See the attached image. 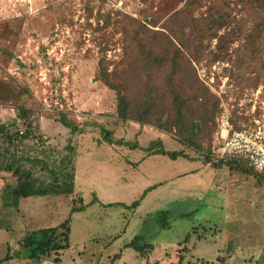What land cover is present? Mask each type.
Wrapping results in <instances>:
<instances>
[{
    "label": "rangeland",
    "instance_id": "1",
    "mask_svg": "<svg viewBox=\"0 0 264 264\" xmlns=\"http://www.w3.org/2000/svg\"><path fill=\"white\" fill-rule=\"evenodd\" d=\"M186 1L0 0V47L5 51L0 53V126L11 133L26 129L17 119L16 100L27 108L35 135L18 144L19 153L47 157L54 167L69 154L70 143L75 151V191L69 196L17 199L12 193L16 179L0 172V264H55L53 258H30L22 244L28 234L57 227L69 217L71 247L61 253V264H176L180 244L201 223L210 229L185 264H264V181L226 166L197 173L207 166L205 156L157 128L119 121L116 93L96 78L100 45L105 44L109 72L120 80L141 79L132 61L139 53L131 41L134 20L152 19L146 41L181 28L197 79L218 100L210 152L214 162L212 150L227 129L264 125V37L249 44L251 51L247 48L245 31L254 23L250 11L238 0L222 1L225 18L220 20L214 0H202L191 13L184 11ZM99 12L111 16L109 27L97 24ZM175 12V19H168ZM206 20L220 27L216 38L197 33ZM221 37H226V52L220 50ZM257 47L260 52L251 60L249 53H257ZM4 97L11 99L4 102ZM59 113L83 130L72 134L57 120ZM103 129L125 145L110 144ZM153 142H162L156 149L184 151L189 159L144 154ZM142 156L148 158L134 164ZM184 173L189 176L175 177ZM36 176L51 181L43 171ZM79 199L86 209L71 214ZM140 199L141 207L132 209ZM136 237H143L152 251L141 256L127 247Z\"/></svg>",
    "mask_w": 264,
    "mask_h": 264
},
{
    "label": "trees",
    "instance_id": "2",
    "mask_svg": "<svg viewBox=\"0 0 264 264\" xmlns=\"http://www.w3.org/2000/svg\"><path fill=\"white\" fill-rule=\"evenodd\" d=\"M201 1L187 0L183 7L184 11L187 13L194 12L199 8ZM222 1L225 2V5L227 4V0H214V10H219L215 14L220 20L225 18L222 13L224 7H220ZM238 3L248 8L250 17L254 18L252 30L245 31L247 48L250 50L254 41L264 37V0H238ZM86 11L87 16L91 17L93 13L89 6H87ZM176 15H178L177 12L170 15L168 19L172 21ZM147 17L149 18V16ZM96 21L98 25L102 22L106 28L112 24L111 16L102 15L100 12ZM134 21L137 26L133 29L131 41L136 44L139 53L132 61L134 67L141 71L140 80L132 82L125 79L120 80L117 74L109 72V63L103 55L106 48L105 44L100 45L99 73L96 78L116 93L118 120L123 123L133 121L141 128L151 126L168 135L176 136L180 145L187 146L205 156V162L213 168L219 169L226 166L230 170L253 175L258 180L264 181V173L255 171L246 161L233 158L214 162L210 157L211 139L216 128L215 118L219 111V103L209 87L199 81L194 73L193 63L185 51L189 49V43L184 39V31L181 28L176 31L170 28L167 34L156 33L154 41L149 43L148 40V42L146 41L147 35L150 33L148 26L155 24V21L153 22L152 19L149 22L146 20ZM131 28L133 27L131 26L129 29ZM219 29L220 27H216L214 21L206 20L197 33L204 38L213 39L218 36ZM225 38H220L222 43L220 50L222 52L225 51ZM257 48V53H249L251 60L258 56L261 47ZM2 52L5 51L0 47V53ZM197 56L194 55L195 60H197ZM188 74L191 75L190 78L186 77L182 79L184 82L181 81V77ZM18 92L20 91L18 90ZM2 93L4 92L1 91L0 94ZM10 99V97H4L2 100L8 102ZM13 104L17 110V119L26 123V129L23 132L17 130L15 133H11L6 125L0 126V172L7 173L16 179V185L13 186L12 191L13 195L17 199H26L73 194L75 191L74 147L70 143L66 147L69 154L65 156L59 166L54 165V167L47 157L42 159L38 155L31 156L30 154L19 153L18 144H21L23 140L35 138L34 126L25 105L16 100L13 101ZM57 120L64 127L70 129L72 134L83 130L81 125L70 120L65 113H59ZM236 128L240 127L236 125ZM206 131L209 133L208 137L204 135ZM102 132L110 144L125 145L121 140L113 138V132L106 129H103ZM205 142L207 144L209 142V145L205 146ZM158 144L162 145V142H153L143 150L148 156L162 155L171 160H176L179 157L189 159L184 151L172 152L164 148L156 149ZM126 146H131L133 149L140 148L138 143L133 145L126 143ZM37 171L47 173L51 181L43 182L39 179L40 177L36 176ZM156 187L157 185L148 188L143 196ZM79 201L80 206L72 207L71 214L86 209L87 205H84L82 199ZM140 203L141 199L134 202L131 208H138ZM162 215L168 218L167 213H162ZM206 225L208 224L201 223L192 228L180 244V255L176 264H185L192 256L194 246L198 241L205 238L210 229ZM163 226L168 227V223L163 224ZM70 234L71 218L69 217L57 227L40 229L32 235L28 234L22 245L29 250V257L32 259L47 260L53 258L55 264H61V253L71 247ZM126 246L133 248L141 256L153 249V246L146 243L143 237L134 238ZM9 258L10 254L2 262ZM118 258L119 255L114 258V261ZM200 261L203 262V260Z\"/></svg>",
    "mask_w": 264,
    "mask_h": 264
},
{
    "label": "built area",
    "instance_id": "3",
    "mask_svg": "<svg viewBox=\"0 0 264 264\" xmlns=\"http://www.w3.org/2000/svg\"><path fill=\"white\" fill-rule=\"evenodd\" d=\"M211 155L216 161H246L255 171L264 173V125L232 132L227 129Z\"/></svg>",
    "mask_w": 264,
    "mask_h": 264
},
{
    "label": "crops",
    "instance_id": "4",
    "mask_svg": "<svg viewBox=\"0 0 264 264\" xmlns=\"http://www.w3.org/2000/svg\"><path fill=\"white\" fill-rule=\"evenodd\" d=\"M134 125H136V124H134ZM137 151V150H136ZM142 151V150H141ZM144 154H145V152H144ZM162 156V155H161ZM146 158H148V157H146V156H142V157H140V160H139V162L137 163V162H135L134 164H140L141 162L140 161H143L144 159H146ZM141 165V164H140ZM137 168H138V170H140L139 169V165L137 166ZM205 168H213L212 166H210L209 164H207V166H201V168L200 169H198V170H196V171H198L197 173H199V171L200 172H202V170H204ZM192 173H194V171H192ZM180 176H183V177H188L189 175H187L186 173H184V174H178L177 176H175V177H180ZM175 179H171L170 181H174ZM166 182H164V183H161L160 184V186L159 187H161L163 184H165ZM152 187H154V186H152ZM158 187H156V188H153L152 190H154V189H157ZM151 192H153V191H150V192H148L146 195H145V197L144 198H147V196L151 193ZM141 205L142 204H140L139 206H138V208H140L141 207Z\"/></svg>",
    "mask_w": 264,
    "mask_h": 264
}]
</instances>
